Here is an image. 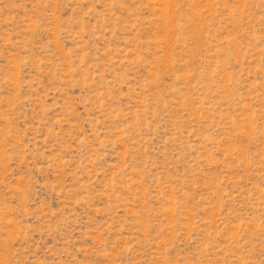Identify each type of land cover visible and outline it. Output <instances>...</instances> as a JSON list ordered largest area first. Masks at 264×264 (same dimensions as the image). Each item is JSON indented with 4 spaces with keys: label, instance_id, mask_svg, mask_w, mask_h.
Wrapping results in <instances>:
<instances>
[{
    "label": "rangeland",
    "instance_id": "374dc122",
    "mask_svg": "<svg viewBox=\"0 0 264 264\" xmlns=\"http://www.w3.org/2000/svg\"><path fill=\"white\" fill-rule=\"evenodd\" d=\"M0 264H264V0H0Z\"/></svg>",
    "mask_w": 264,
    "mask_h": 264
}]
</instances>
